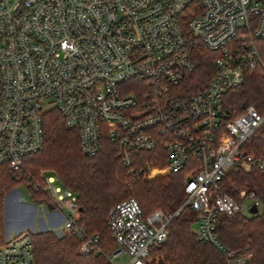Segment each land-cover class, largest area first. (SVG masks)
I'll return each mask as SVG.
<instances>
[{
    "label": "built area",
    "instance_id": "1",
    "mask_svg": "<svg viewBox=\"0 0 264 264\" xmlns=\"http://www.w3.org/2000/svg\"><path fill=\"white\" fill-rule=\"evenodd\" d=\"M262 39L264 0H0V166L18 171L23 158L41 151L45 115L56 111L88 158L107 141L131 175L138 154L163 155L162 167L145 163L139 170L146 179L184 174L185 200L174 215L145 217L132 198L109 210V264H145L184 208L195 215L199 241L228 264H246L215 231L219 216L251 217L252 206L261 208L255 193L241 191L236 201L223 182L232 169L264 173V161L242 151L264 116L248 106L226 120L221 108L227 92L261 63ZM196 42L219 57L207 87L188 96L184 81ZM41 178L47 200L40 212L62 218L48 230L75 235L82 256L100 255L99 236L79 225L76 196L48 174ZM30 234L6 237L0 264H33Z\"/></svg>",
    "mask_w": 264,
    "mask_h": 264
},
{
    "label": "trees",
    "instance_id": "2",
    "mask_svg": "<svg viewBox=\"0 0 264 264\" xmlns=\"http://www.w3.org/2000/svg\"><path fill=\"white\" fill-rule=\"evenodd\" d=\"M256 48L261 63L246 71L243 83L223 97L221 109L226 120L241 115L248 106L264 116V39L256 42ZM218 57V52L207 50L201 42L195 43L194 69L184 81L186 95L207 87L215 74ZM242 151L246 156L264 161V122L243 145ZM157 156H160L159 160ZM145 163L162 167L163 155L138 154L133 175L128 173L116 147L110 142H103L96 156H84L79 149L77 133L68 130L60 115L51 111L44 118L41 151L23 158L18 171L0 166V246L5 242V196L17 187H24L34 201L45 202V184L39 173L47 170L46 174L55 173L61 185L76 196L81 208L79 225L87 235L99 236L101 254L82 256L78 253L80 241L75 235L58 237L53 231L46 230L30 234L33 264H109L106 257L115 249L107 225L111 208L132 198L147 217L155 212L174 215L184 203V174L146 179L139 172ZM35 186L39 187L38 191L34 190ZM242 189L255 193L261 208L251 217L241 213L231 217L219 216L215 235L226 251L245 258L246 264H264V173L257 167L238 172L230 170L223 182L225 194L239 201ZM195 222L194 213L188 208L182 209L168 224L166 241L151 251L145 264H228L222 252L198 240L191 230Z\"/></svg>",
    "mask_w": 264,
    "mask_h": 264
},
{
    "label": "rangeland",
    "instance_id": "3",
    "mask_svg": "<svg viewBox=\"0 0 264 264\" xmlns=\"http://www.w3.org/2000/svg\"><path fill=\"white\" fill-rule=\"evenodd\" d=\"M47 172L49 171L47 170L41 171L39 173V178L43 180L41 176H45ZM48 176L54 178L55 186L57 187L62 186L55 173L50 172ZM241 191H245V189L240 190V192ZM240 192L238 195L239 199H240ZM15 205L17 207H19L20 205L25 206L27 207V211L21 212L20 209L17 208ZM41 205L42 202L39 203L32 199L31 194L27 189H25L24 187H17L15 190L8 193L4 198L3 212H4L5 228L10 229L12 228V226H14V224H16L15 225L16 227L24 228L23 231L34 234V233L42 232L43 229L41 230L40 222L44 221L46 229L48 230L49 229L48 218L45 217L42 214V212H40V210L42 209ZM31 207L36 209L33 217L29 216L32 210L30 209ZM197 228H198L197 224H193L191 227L192 232L195 233L197 231ZM10 231L8 230V232L10 233L9 236H13L14 234ZM123 262H126V258L119 259L117 263L122 264Z\"/></svg>",
    "mask_w": 264,
    "mask_h": 264
},
{
    "label": "crops",
    "instance_id": "4",
    "mask_svg": "<svg viewBox=\"0 0 264 264\" xmlns=\"http://www.w3.org/2000/svg\"><path fill=\"white\" fill-rule=\"evenodd\" d=\"M16 206V205H15ZM17 207V206H16ZM17 208H19L20 209V211L22 212H24V211H27V207H25V206H19V207H17ZM30 209H32L31 210V212H30V214H29V216L30 217H33V215H34V213H35V208H30ZM25 214V213H24ZM44 215V214H43ZM45 217H47L48 218V225H49V228L52 226V227H54V226H56V224H61V222H62V218L61 217H59V216H57V215H55V214H52V213H48V214H45L44 215ZM41 224H40V227H41V230H42V232L43 231H46L47 229H46V226H45V223H44V221H41L40 222ZM16 224H14V226H12V228H10V229H8V228H6V231H5V238L6 237H8L9 236V232H8V230L10 231V232H12L13 234H16V233H20V232H23V230H24V228H21V227H16L15 226Z\"/></svg>",
    "mask_w": 264,
    "mask_h": 264
},
{
    "label": "water",
    "instance_id": "5",
    "mask_svg": "<svg viewBox=\"0 0 264 264\" xmlns=\"http://www.w3.org/2000/svg\"><path fill=\"white\" fill-rule=\"evenodd\" d=\"M51 208H49V210H50ZM79 211H81V208H79ZM249 213L251 214V215H256L257 213H258V209L255 207V206H252L251 208H250V210H249ZM32 264V263H31Z\"/></svg>",
    "mask_w": 264,
    "mask_h": 264
}]
</instances>
